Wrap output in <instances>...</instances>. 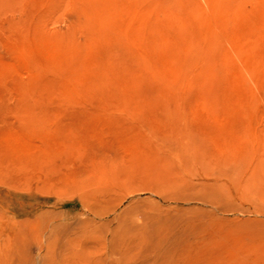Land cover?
<instances>
[{
    "label": "rangeland",
    "instance_id": "obj_1",
    "mask_svg": "<svg viewBox=\"0 0 264 264\" xmlns=\"http://www.w3.org/2000/svg\"><path fill=\"white\" fill-rule=\"evenodd\" d=\"M107 1L0 0V264H264V0Z\"/></svg>",
    "mask_w": 264,
    "mask_h": 264
},
{
    "label": "bare ground",
    "instance_id": "obj_2",
    "mask_svg": "<svg viewBox=\"0 0 264 264\" xmlns=\"http://www.w3.org/2000/svg\"><path fill=\"white\" fill-rule=\"evenodd\" d=\"M150 0H130L131 6L128 8L126 11L127 15H129V23L130 25L133 24V21L135 18L143 15L147 9V6L149 4ZM163 1V0H161ZM167 2H173L172 0H166ZM233 2H225L224 0H212V11L214 13L213 17L210 19L208 22V25L205 27L203 32L201 33L199 40L196 41L195 45L190 46L188 49V53L191 52H196L198 53V58L196 59L197 63L204 64L207 62L210 63H216V58L214 56V48L219 46V42H216L215 37L218 33L217 30V25L221 24L223 25L224 23L222 21L225 20L226 14L233 12L234 6L231 4ZM109 3V0L107 1ZM110 5V4H109ZM108 6V5H107ZM108 9V7H107ZM109 11V10H108ZM98 18H102V13L98 12L95 13ZM98 22V21H96ZM225 35V33H223ZM66 40V39H65ZM61 46H64L65 48L68 47V42L64 44H59L58 47L60 48ZM70 46V45H69ZM226 58V57H225ZM223 59V62L226 61V59ZM179 64L181 65L180 67L184 66L186 64V61L183 62V60ZM183 63V64H182ZM225 63V62H224ZM182 80L176 81L177 83H180ZM182 84L190 83L189 79H183L181 82ZM246 79L244 77V74L241 70H235L232 72V76L229 78L228 82H224V91L226 90L227 92H231V94H235L238 96H242L241 98H244V100L249 99V94L246 89ZM210 99V98H206ZM237 107L234 108L232 113H237L236 111ZM244 113V112H243ZM245 115H253V112H245Z\"/></svg>",
    "mask_w": 264,
    "mask_h": 264
}]
</instances>
